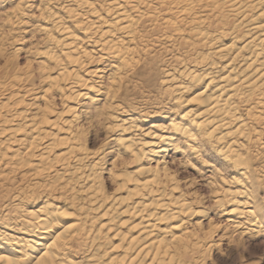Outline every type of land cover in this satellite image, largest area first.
I'll return each instance as SVG.
<instances>
[{"label":"bare ground","instance_id":"obj_1","mask_svg":"<svg viewBox=\"0 0 264 264\" xmlns=\"http://www.w3.org/2000/svg\"><path fill=\"white\" fill-rule=\"evenodd\" d=\"M68 2L76 28L44 10L48 43L38 65L52 62L56 75L44 69L43 91L30 102L31 88L14 89L23 77L0 84L7 92L0 100V134L7 132L0 140V264H206L209 206L223 208L221 222L234 226L232 214L246 213L258 183L250 150H264V0ZM159 45L167 55L164 93L179 115L143 132L132 117L107 114L120 149V168L107 170L115 185L108 192L78 102L102 93L109 99L123 69ZM95 58L115 62L106 91L97 84L101 69L87 67ZM55 90L64 96L58 109ZM178 142L191 161L208 159L203 152L212 147L239 173L236 187L221 177L213 201L197 195L175 169L184 156Z\"/></svg>","mask_w":264,"mask_h":264},{"label":"rangeland","instance_id":"obj_2","mask_svg":"<svg viewBox=\"0 0 264 264\" xmlns=\"http://www.w3.org/2000/svg\"><path fill=\"white\" fill-rule=\"evenodd\" d=\"M68 1L0 0V84L10 87L14 76L23 77V81L19 83L20 87L18 85L14 89L23 91L25 88H31L32 92L25 96L27 100L30 99V102H33L32 100L35 99L33 96L40 94L46 85L42 81L44 69L56 75L52 62L46 63L44 69L38 65L41 59L40 51L48 43L47 36L40 31V26L49 22L45 18L44 10L47 8L54 10L59 18L62 17L68 25L76 28L77 24L68 17L65 8ZM82 43L88 49L96 48L95 44L87 38H84ZM163 51V45L156 46L147 56L142 55L145 58H142L143 61L137 65L138 67L135 65L136 67L130 68L128 72L123 69V72H120L124 77L123 81L119 83L118 78L114 79L118 82L113 85L115 94L111 92L109 99L105 98L107 96L105 93H100L101 95H96L98 99L94 102L84 99L78 102L79 108L82 109L80 120L84 128L83 134L89 142V148L98 151L101 159L100 175L108 192H112L115 185L108 177L107 170L111 164L116 167L118 165L120 168L119 160L117 159L118 164L114 162L120 149L111 141L116 132L108 129L110 122L106 119L107 114L112 111L121 117L128 119L132 117L143 132L150 128L160 129L168 123L171 116L179 115L178 111L168 104V96L164 93L165 84L161 82L164 75V63L167 61V55ZM114 64L112 59L97 60V58L94 62L89 61L87 64V67L95 66L101 69L103 77L97 82L101 91H106L107 80L115 70ZM115 77H119L118 73ZM6 93V90L0 91V100ZM113 95L115 96L112 98ZM50 99L55 109H58L61 107L64 96L55 90L50 94ZM34 108L37 109L36 105H30L29 112L35 111ZM6 135L7 132L0 134V140ZM178 144L179 153L184 156L175 169L183 181L187 184L190 182L191 189L197 195L205 197L208 202L213 201L221 189V177H226L229 184L236 187L234 177H239V173L232 169V165H225L212 147H208L207 151L203 152L205 155L209 154L208 159L196 158L191 161L187 157L188 151L184 143L178 142ZM250 151L253 153L251 157L254 160L251 165L253 167L251 175L258 182L255 194H253L254 198L245 208L246 213L232 214L236 221L234 226L225 227L221 222L224 217L228 216L222 211L223 208L215 205V207L209 206L208 211L214 226L206 228V235L211 243L213 242V248L205 258L206 264H264V150L251 147ZM1 169L5 171L3 167ZM210 170L215 171V178L213 175V178L207 175ZM28 180L32 181L30 176ZM248 210H253L259 218L261 223L258 227L249 220Z\"/></svg>","mask_w":264,"mask_h":264}]
</instances>
